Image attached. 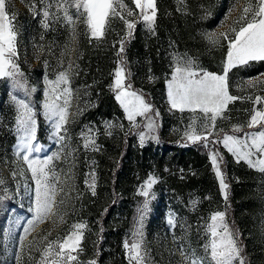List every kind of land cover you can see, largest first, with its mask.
<instances>
[{"label": "rangeland", "instance_id": "374dc122", "mask_svg": "<svg viewBox=\"0 0 264 264\" xmlns=\"http://www.w3.org/2000/svg\"><path fill=\"white\" fill-rule=\"evenodd\" d=\"M246 2L247 0H156L154 31H149L143 22H138L134 32L129 35L124 23L116 18L110 19L105 34L100 39L90 37L81 17L75 25L77 39L70 42V30L63 20V13H58L55 8L56 0H7L9 14L15 13L14 27L18 33L19 53L16 62L23 73L22 76L17 75L15 80L26 83L30 89L35 88V91L26 96L13 78H0V179L4 181L0 184V264H18L17 255L21 257L19 264H37L40 259L39 251L33 249L30 252L27 247L23 250L20 247V237L24 235L27 221L33 216L29 209L34 206L36 185L27 164L15 155L18 134L13 96L28 100L35 112L37 141L42 146V151L33 156L43 159L58 151L62 144L68 145L66 152L75 149L73 157L54 161L62 181L70 167L74 174V179L65 186L70 197L65 198V222L53 224L49 220L38 225L26 237V245L33 237L38 234L42 236L48 231H51L49 240L63 238L72 231L73 225L83 223L86 225L82 230L83 250L79 252L74 264H89L91 261L96 264H129L124 244L125 241L131 244L137 239L133 234L140 227L141 210L147 199L148 208L142 222L147 264H183L179 251L181 248L188 255L194 253L202 258L204 264H211L204 245L210 239L206 231L207 225L216 212L225 213V223L242 249L241 256L245 264H264V172L249 167L244 160L239 161L244 164L240 166L237 158L223 143L216 142L222 140L225 134L243 138L245 133L260 130L247 127L254 107L248 97L254 99L256 96H264V71L240 77L237 74L241 71H236L230 82L228 77L229 93L244 99L229 103L224 113L225 118L217 120L216 130L208 138L207 146L204 142L195 143L207 152L219 188L220 182L210 160L211 152L218 154L220 170L227 185L228 182L221 167L222 153L211 142L216 146L221 145L231 155L235 164L233 168H242L255 177L251 192L252 209L243 211L246 218L245 230L251 239L246 252L239 243L236 229L230 225L223 200L218 202L213 197L211 183L205 184L208 203L202 207L200 191L190 180L189 183L184 181L188 177L186 174L196 172L194 162H189L185 167L179 157H172L176 152L173 148L193 143L184 133L194 114L187 110L180 112L172 109L167 96V82L172 77L178 59L193 60L197 69L223 73L228 40L220 38L213 44L208 36L228 32ZM48 3H52L53 7L49 9L52 13L47 21L49 26L45 27L42 23V9ZM124 3L129 8H135L132 0H124ZM32 5H35V11L31 10ZM233 6L236 10L228 16L229 9ZM69 12L74 17L77 15L75 8L70 7ZM129 19L136 20L137 17ZM228 34L230 38L234 35L230 32ZM125 39L128 41L127 46H124L126 50L118 56L120 41L123 40L125 45ZM66 45L74 50L69 52ZM215 51L222 52L220 62L213 59ZM204 55L209 59V67H218L221 71L207 70L201 61ZM121 58L125 72L126 66H130V70L128 68V73L126 72V83L131 84L130 91L142 95L152 105V110L146 116L136 118L137 127H133L128 121L124 109L116 99V92L110 87L114 82L117 62ZM93 60H97V63L92 74L90 69ZM69 61L76 66L70 85L75 95L71 112L76 115L67 125L70 139L57 143L52 137L50 122L44 116V92L46 79L55 80L57 73L66 68ZM100 61L103 64L100 65ZM249 81H253L255 86H249ZM106 96L110 97V102H106ZM157 112L159 115H156ZM195 116L198 120L197 130L202 131L199 126L201 114L197 112ZM148 118L154 123L151 130L147 127ZM107 124L112 127H107ZM234 126H240L242 130L233 132ZM82 133L84 137L94 139V146L98 150L83 147ZM141 133L145 136L143 143L140 140ZM123 141H127L128 152L120 170L117 165ZM13 173L16 175L13 176ZM91 173L95 174V195L89 187L92 182ZM174 174L177 177L169 184L168 178ZM150 176L155 178L156 183L150 189V196L144 197L140 192ZM86 179L88 184L85 183ZM111 181L115 182V186H111ZM171 187L182 189L180 195L173 196L174 199L169 194ZM112 191L121 196V199L101 225L98 215L100 209L112 200ZM226 191L228 194V188ZM220 192L222 199H225L221 188ZM170 213L175 216V228L168 224Z\"/></svg>", "mask_w": 264, "mask_h": 264}, {"label": "snow or ice", "instance_id": "6c2138e0", "mask_svg": "<svg viewBox=\"0 0 264 264\" xmlns=\"http://www.w3.org/2000/svg\"><path fill=\"white\" fill-rule=\"evenodd\" d=\"M135 8H129L124 0H56L55 8L58 13H63V20L69 27L70 42L77 39L76 22L83 18L82 22L87 26L90 37L100 39L104 36L110 19L118 18L129 30V35L135 29L138 22H143L149 31H154L155 20L157 16L156 0H132ZM53 7L52 3L42 9L44 20L42 23L48 27V18L52 13L49 9ZM75 8L77 15L74 17L69 12V8ZM35 11V5L31 6ZM138 10V11H137ZM235 6L229 9L228 16L235 11ZM136 16L137 19H129ZM59 18V17H57ZM15 13L9 14L7 10V0H0V78H13L17 75L22 76L19 64L16 62L19 56L17 49L18 33L14 27ZM230 26L228 32L233 33L230 38L228 32L217 34L213 33L208 39L217 43L220 38L228 40V50L224 61L223 73L216 74L203 69L194 67V61L189 59L183 61L182 58L176 61L173 68L172 77L167 82L168 102L172 109L180 112L185 110L193 113L188 129L184 135L193 143L207 141L216 130L218 119L225 118L224 113L229 103L235 102L243 97L233 96L228 90V73L232 68L238 65L247 64L249 61H264V0H247L240 15ZM238 26V27H237ZM69 52L73 51L69 45L65 46ZM124 52V41H120V49L117 55ZM75 65L69 61L66 68L59 71L55 80L46 79V88L44 92L45 101L43 103L44 116L50 122L52 128V137L57 143L64 142L70 137L67 135V125L70 119L76 115L71 112L72 101L75 98L71 88V77L75 71ZM127 74L123 66V59L117 62V68L114 73V82L110 86L116 92V99L124 109L126 118L133 127H137L136 118L146 116L152 110V105L147 103L144 97L135 91H130L131 84L126 83ZM15 83L28 96L35 88H29L26 83L15 80ZM249 86L254 87L253 81H249ZM251 99L254 107L247 127L249 129H260L258 131L245 133L244 137L225 134L219 143L232 153L239 162L244 160L249 167L264 172V96H256ZM16 105V132L18 134V143L15 155L27 164L28 170L35 181V200L34 206L29 209L33 213L31 219L27 221L24 228V235L20 237V247H25L31 252L33 249L40 252V259L37 264H74L78 260V254L83 249L81 242L83 240V229L86 225L83 223L72 226L66 236L56 240H49L51 231L44 235H37L29 240L27 245L25 239L35 228L51 220L53 224L63 223L66 212L64 211L65 198L68 193L65 186L70 180L74 179L72 168L64 174V180H61V174L55 169L54 161L68 159L73 157L75 149L65 151L67 144H62L61 148L51 155L41 159L39 156H33L34 153L42 151V146L37 141V121L35 112L26 99L12 97ZM199 112V126L202 131L197 130L198 120L195 114ZM156 115H159L157 112ZM147 127L151 130L154 123L151 118ZM111 128V124H107ZM240 126H234L233 132H239ZM222 131V130H221ZM63 133V134H62ZM111 134V133H109ZM83 147L85 149L95 148V141L90 136L84 137ZM155 138V137H153ZM145 136L140 134V140L143 143ZM63 153V157H62ZM255 157V159H253ZM222 159V157H220ZM210 160L215 170L216 176L220 182V188L227 200L228 185L225 183L224 176L218 163V154L210 153ZM74 165V161H73ZM16 173H13L15 176ZM92 182L89 187L95 195V174L91 173ZM4 181L0 179V184ZM88 184V180H85ZM156 183L155 178L149 177L145 182L140 194L144 197L150 196V189ZM59 197V198H58ZM70 198V197H68ZM195 203V202H193ZM148 208L146 199L141 210L140 227L133 234L137 237L131 244L125 241L124 247L127 250L129 264H147V252L143 245V218ZM168 224L176 227L174 214H169ZM210 236L209 242L204 245L205 252L210 258L211 264H245L241 256L242 249L238 246L233 234L228 230L225 223V213L216 212L210 217V223L206 228ZM183 264H204L202 258L186 254L183 248L180 250ZM73 253H76L74 255ZM21 257L17 255L18 264ZM89 264H96L95 261Z\"/></svg>", "mask_w": 264, "mask_h": 264}, {"label": "trees", "instance_id": "16d2710c", "mask_svg": "<svg viewBox=\"0 0 264 264\" xmlns=\"http://www.w3.org/2000/svg\"><path fill=\"white\" fill-rule=\"evenodd\" d=\"M134 32V29L132 30ZM131 32V33H132ZM128 39V38H127ZM125 39V45L127 46L128 41ZM198 43V42H197ZM126 48H124L125 52ZM123 52V53H124ZM222 52L220 51H215L213 56V59L216 60L217 62L221 60V54ZM202 65L209 71H215L219 72L221 71V68H216V67H209V59L207 55H204L201 59ZM97 63V60H93L91 62V69L90 71L92 74L95 71V64ZM99 64H103V62H99ZM103 66H106L105 64ZM128 66V67H127ZM126 66V72L128 73L127 69L130 66ZM236 71H241L237 75L240 76H253L256 75L262 71H264V61H251L247 65L243 67H234L231 69V71L228 73L229 77V82L233 78V75ZM236 77V76H235ZM107 100V101H106ZM106 102H110V97L106 96ZM161 138V137H160ZM213 142H211V145L217 149L220 150L222 153V170L224 171L225 179L228 182V195H227V200L222 199L220 188L217 184L216 178L214 176V173L212 171L211 165L208 161V154L207 152L199 145L195 143L187 144V146H175L173 148L176 152L175 154L172 155V157H179L182 160V163H184V166L187 167L189 162H194V168L196 172L194 174H186L188 177L184 180L187 183L192 182V184H195L194 187L200 191V204L202 207L206 206L207 199H206V192H205V184L207 182L211 183L212 185V194L214 198H217V201L220 202V200H223L224 203V209L226 210V214L228 218L230 219V225L234 229H236L238 233V240L239 243L241 244L243 250L248 248L251 239L248 238L247 231L245 230L246 226V218L243 215V211H250L252 209V202H253V196L251 194L252 188H254V182H255V177H252V174H249L245 172L244 170L238 169V168H233V158L231 155L222 148L221 145H213ZM215 143V142H214ZM218 143V142H217ZM128 146H127V141H123L120 149V157L118 160V165L117 168L120 167V170L123 168L124 165V158L128 152ZM157 151H155L156 155ZM163 154V152H162ZM184 161V162H183ZM240 166H244L242 162H239ZM238 164L236 166H239ZM251 171V170H250ZM254 172V171H252ZM163 173V172H162ZM175 177L177 175H170L168 178V183L172 184ZM111 186H115V182L111 181ZM188 190V188L186 189ZM191 188L189 189V191ZM182 192L181 188H169V194L173 197L174 195H180ZM112 200L108 202L106 205H104L100 209V213L98 215V221L101 223V225L104 224V221L106 218H109V215L111 214V210L113 206L121 199V196H118L116 192L112 191ZM216 200V199H215Z\"/></svg>", "mask_w": 264, "mask_h": 264}]
</instances>
